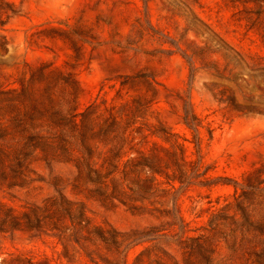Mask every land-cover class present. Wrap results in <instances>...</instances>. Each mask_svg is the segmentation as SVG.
Listing matches in <instances>:
<instances>
[{
  "label": "rangeland",
  "instance_id": "1",
  "mask_svg": "<svg viewBox=\"0 0 264 264\" xmlns=\"http://www.w3.org/2000/svg\"><path fill=\"white\" fill-rule=\"evenodd\" d=\"M8 1L18 14L0 28L9 41L0 51L1 149L37 134L57 154L60 139L75 158L87 146L100 163L113 146L99 137L110 117L120 128L136 118L144 134L172 133L199 171L129 206L96 194L72 163L37 152L23 185L0 189V202L17 212L41 205L56 182L85 204L91 225L116 234L105 244L0 233V264H264V0ZM41 61L51 64L44 77L31 73ZM66 73L78 86L63 84ZM125 138L124 159L134 146L164 168L170 144ZM133 232L147 236L119 244Z\"/></svg>",
  "mask_w": 264,
  "mask_h": 264
},
{
  "label": "trees",
  "instance_id": "2",
  "mask_svg": "<svg viewBox=\"0 0 264 264\" xmlns=\"http://www.w3.org/2000/svg\"><path fill=\"white\" fill-rule=\"evenodd\" d=\"M16 14H18V10L11 2L0 0V28L5 27ZM50 31L56 34L65 32L60 27H51ZM69 42L74 46L75 54L78 55L80 51L76 46L77 41L70 38ZM8 44L9 41L6 35L0 33V51L6 52ZM40 65L31 73H39L40 77H44L45 69L50 67L51 64L46 65V63L41 61ZM33 77L32 75L31 78ZM62 80L63 84L72 82L78 86V82L72 73L63 74ZM91 106L93 105L88 106L87 109ZM85 113L86 111L76 112L74 117L84 118ZM127 120L126 126L120 128L117 125L116 118L111 116L109 124L99 132L100 140L104 146L109 143L113 144L112 147L108 148L107 155L102 157L100 163L95 161L93 150L85 145V153L80 158H75L64 146L65 140L60 139L61 141L57 144V149L60 153L57 154L56 148L49 145L44 137L37 134L29 135L22 146L12 152L0 148V189L22 186L24 182L22 170L28 167V161L36 156L37 152L42 154V158L47 163L52 160L72 163L77 170L78 179L97 186L93 190L96 194L110 203L118 201L129 206L134 205L136 202L147 200L162 185H166L171 190L176 189V183L179 187H183L188 178L199 171V169L194 170L196 162L188 160L186 147L177 140H172L174 135L167 132L164 127L150 131L149 134H144L142 127L135 126L136 118H128ZM185 124L189 126L186 119ZM133 132H136L142 140L151 135L170 144L169 148H165L167 161L164 163V168L157 156L148 155L134 146H131L129 151L134 150L136 155L124 159L127 154V151L124 150L125 137L130 136ZM0 138H2L1 134ZM152 145L157 147L156 142H153ZM176 150L179 152L178 157ZM97 164H99V168L96 167ZM171 167L174 169H170ZM208 170V167H204V174ZM157 176L163 177L164 182L159 181ZM77 182L80 181L77 180ZM53 186L57 195L46 198L41 205H26L20 212L0 202V233L13 235L19 232L31 237L45 234L57 238L67 235L76 243H79L80 240L92 241L91 236H93L102 240L105 244H109L106 233L112 238L116 234L115 229L91 225L90 219L86 214L85 204L82 201L73 202L66 199L56 182L53 183ZM76 187L77 183L73 184V189H76ZM66 219H68L70 226L67 225ZM171 225H174V222ZM153 230H155V227L149 229L150 232ZM258 230H261L260 227H258ZM133 233L131 237H125L119 244L122 245L125 242H130V240L134 242V240H140L143 236H147L145 232H137V235L135 232ZM115 243L113 242V244Z\"/></svg>",
  "mask_w": 264,
  "mask_h": 264
}]
</instances>
